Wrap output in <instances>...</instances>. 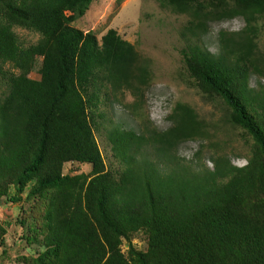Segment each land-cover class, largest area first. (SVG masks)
Instances as JSON below:
<instances>
[{
  "label": "trees",
  "instance_id": "1",
  "mask_svg": "<svg viewBox=\"0 0 264 264\" xmlns=\"http://www.w3.org/2000/svg\"><path fill=\"white\" fill-rule=\"evenodd\" d=\"M94 1L0 0V89L7 87L0 91V201L14 188L18 202L28 189L26 199L39 204L35 223H21L41 249L21 264H264V84H250L253 74L264 79L256 40L264 0L163 1L189 16L182 35L191 76L254 139L247 163L216 153L209 168L199 163L201 152L196 161L180 156L182 143L210 135L196 110L178 103L164 131L111 122L106 136L118 169L107 166L96 138L103 96H138L152 73L117 30L100 41L73 25ZM235 17L246 26L221 31L217 53L195 41L213 22ZM16 27L38 33V41L25 46ZM35 70L40 79L30 76ZM67 163L92 170L65 173ZM140 232L146 250L132 242ZM6 233L0 221V242Z\"/></svg>",
  "mask_w": 264,
  "mask_h": 264
},
{
  "label": "rangeland",
  "instance_id": "2",
  "mask_svg": "<svg viewBox=\"0 0 264 264\" xmlns=\"http://www.w3.org/2000/svg\"><path fill=\"white\" fill-rule=\"evenodd\" d=\"M163 1L95 0L86 15L73 23L84 31H94L100 41L113 28L122 38L133 43L143 58L150 61L151 80L138 96L129 91L110 99L103 96L107 100H104L101 109L106 117L96 132V138L105 162L111 169L121 167L106 136V128L112 121L126 130L141 132L148 126L164 131L172 126L169 117L175 106L185 103L193 107L206 123L210 139L184 142L179 146L178 154L187 160L196 161L197 154L201 152L199 163L209 168L213 167L212 157L216 153L226 154L234 165L242 167L252 156L254 139L245 129L228 122L230 108L225 101L202 91L191 76L183 57V50L188 47L189 41L182 35L189 16L175 12ZM259 24L261 29L256 40L259 50L264 52V20ZM245 26L242 17L216 21L211 24L206 35L195 41L217 53L221 31L241 32ZM15 31L25 46L35 44L40 37L38 33L23 28L16 27ZM30 76L41 78L36 70ZM260 83L264 84V79L253 74L251 86L260 90ZM1 85L0 91L7 89ZM91 170V165L80 163H67L64 169L65 173L73 175L90 173ZM27 194L28 189L23 192L20 201L13 202L11 197L15 195V189L11 188L9 196L0 201V221L7 229L3 243L0 242V264H21L23 256L36 255L41 249L24 237L27 232L21 220L28 219L32 225L35 220L30 217L31 212L39 210L36 207L39 204L26 199ZM132 242L139 250L147 249V237L142 232L137 233ZM122 249L127 253V241H124Z\"/></svg>",
  "mask_w": 264,
  "mask_h": 264
}]
</instances>
